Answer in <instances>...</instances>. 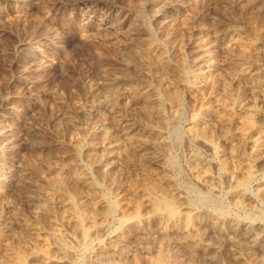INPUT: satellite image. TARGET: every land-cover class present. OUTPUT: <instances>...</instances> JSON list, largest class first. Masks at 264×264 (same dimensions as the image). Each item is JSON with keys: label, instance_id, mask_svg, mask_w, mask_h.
<instances>
[{"label": "rangeland", "instance_id": "374dc122", "mask_svg": "<svg viewBox=\"0 0 264 264\" xmlns=\"http://www.w3.org/2000/svg\"><path fill=\"white\" fill-rule=\"evenodd\" d=\"M22 259L264 264V0H0V264Z\"/></svg>", "mask_w": 264, "mask_h": 264}, {"label": "bare ground", "instance_id": "6f19581e", "mask_svg": "<svg viewBox=\"0 0 264 264\" xmlns=\"http://www.w3.org/2000/svg\"><path fill=\"white\" fill-rule=\"evenodd\" d=\"M255 143H258V141H255ZM243 184H244V181L242 182V183H240V187H242L243 186ZM237 186H239V185H237ZM159 191H160V189H158ZM166 192V191H165ZM160 193V192H159ZM163 193V192H162ZM161 193V194H162ZM163 196H158V197H160L159 199L157 198L155 201H154V203H153V205H151L152 204V197L151 198H147L146 200H147V202L151 205V207H155L154 208V212H157L158 211V213L159 212H164V213H166L169 217H176L177 215H179L178 213L179 212H177L176 210H175V208H174V204H173V202H172V200L169 198V196H167V193H163L162 194ZM155 209H156V211H155ZM161 212V213H162ZM137 213V212H136ZM179 217H180V215H179ZM248 233V232H247ZM19 257V256H18ZM20 260V259H19ZM23 261H24V259H22ZM156 260V259H155ZM23 261H22V263L21 264H25V261H24V263H23ZM19 263H20V261H19ZM158 263V262H157Z\"/></svg>", "mask_w": 264, "mask_h": 264}]
</instances>
